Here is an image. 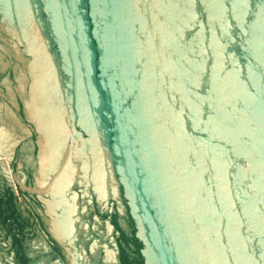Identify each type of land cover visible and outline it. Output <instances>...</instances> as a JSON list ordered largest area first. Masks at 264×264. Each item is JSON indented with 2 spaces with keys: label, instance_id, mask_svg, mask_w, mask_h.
<instances>
[{
  "label": "water",
  "instance_id": "95a60500",
  "mask_svg": "<svg viewBox=\"0 0 264 264\" xmlns=\"http://www.w3.org/2000/svg\"><path fill=\"white\" fill-rule=\"evenodd\" d=\"M0 264H264V0H0Z\"/></svg>",
  "mask_w": 264,
  "mask_h": 264
}]
</instances>
